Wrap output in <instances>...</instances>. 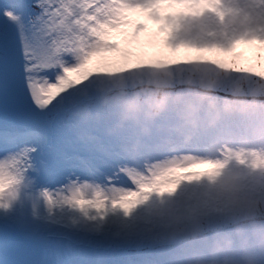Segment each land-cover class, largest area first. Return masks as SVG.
Masks as SVG:
<instances>
[{
	"label": "snow or ice",
	"instance_id": "1",
	"mask_svg": "<svg viewBox=\"0 0 264 264\" xmlns=\"http://www.w3.org/2000/svg\"><path fill=\"white\" fill-rule=\"evenodd\" d=\"M127 91L106 109L98 98ZM166 102L224 114L189 142H81L69 111ZM264 0H0V264H83L110 226L157 242V206L228 164L264 169Z\"/></svg>",
	"mask_w": 264,
	"mask_h": 264
},
{
	"label": "clouds",
	"instance_id": "2",
	"mask_svg": "<svg viewBox=\"0 0 264 264\" xmlns=\"http://www.w3.org/2000/svg\"><path fill=\"white\" fill-rule=\"evenodd\" d=\"M126 91L100 95L99 105L106 109ZM165 108L160 96L146 104L125 100L115 112L83 103L69 111L68 119L81 142L104 137L136 151L155 134L166 142H189L200 132L219 127L225 118L219 111L188 104L174 121L160 126L158 118ZM244 135L264 141V125L248 126ZM143 228L163 236L175 249L170 264H264V169L228 164L214 178L186 187L180 198L157 206Z\"/></svg>",
	"mask_w": 264,
	"mask_h": 264
},
{
	"label": "rangeland",
	"instance_id": "3",
	"mask_svg": "<svg viewBox=\"0 0 264 264\" xmlns=\"http://www.w3.org/2000/svg\"><path fill=\"white\" fill-rule=\"evenodd\" d=\"M116 231L115 226H110L107 236L94 238L98 245L91 241L87 247L75 249L73 255L86 257L83 264H170L176 254L164 240L130 243L116 238Z\"/></svg>",
	"mask_w": 264,
	"mask_h": 264
}]
</instances>
